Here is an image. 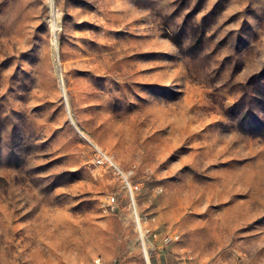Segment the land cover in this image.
<instances>
[{
	"label": "rangeland",
	"instance_id": "374dc122",
	"mask_svg": "<svg viewBox=\"0 0 264 264\" xmlns=\"http://www.w3.org/2000/svg\"><path fill=\"white\" fill-rule=\"evenodd\" d=\"M135 211L264 264V0H0V264H146Z\"/></svg>",
	"mask_w": 264,
	"mask_h": 264
},
{
	"label": "built area",
	"instance_id": "2783aa9c",
	"mask_svg": "<svg viewBox=\"0 0 264 264\" xmlns=\"http://www.w3.org/2000/svg\"><path fill=\"white\" fill-rule=\"evenodd\" d=\"M110 161V160H109ZM111 162V161H110ZM111 165L114 167V169L118 172V175H120L123 179H125V174L119 169L114 163L111 162ZM126 186L128 188V191L131 196V200L133 204H136V192L139 189L138 186L132 185L130 181L125 180ZM134 217H135V223L138 228L139 232V237H140V242H141V247L143 250V256L145 258L146 264H151L150 261V255H149V250L152 247H155V242L157 240H161V243L163 245H169L172 242L176 241L179 239V236H175L172 234H166L161 238L160 233H157L153 227H152V222L154 221L153 217H150L149 215H140L137 211L134 212ZM153 239H152V238ZM191 259V257H190ZM189 261H185V264H191ZM96 264H102L101 260L98 259L96 260ZM196 264H227V263H222L219 261H212V260H207L203 262H197Z\"/></svg>",
	"mask_w": 264,
	"mask_h": 264
}]
</instances>
